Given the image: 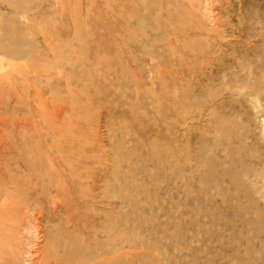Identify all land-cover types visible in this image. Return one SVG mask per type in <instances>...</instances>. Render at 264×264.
<instances>
[{"label": "rangeland", "instance_id": "1", "mask_svg": "<svg viewBox=\"0 0 264 264\" xmlns=\"http://www.w3.org/2000/svg\"><path fill=\"white\" fill-rule=\"evenodd\" d=\"M0 218V264H264V0H0Z\"/></svg>", "mask_w": 264, "mask_h": 264}, {"label": "bare ground", "instance_id": "2", "mask_svg": "<svg viewBox=\"0 0 264 264\" xmlns=\"http://www.w3.org/2000/svg\"><path fill=\"white\" fill-rule=\"evenodd\" d=\"M216 1V0H215ZM220 1V0H219ZM58 204V203H57ZM20 211V210H19ZM25 213V212H24ZM23 214V213H22ZM26 214V213H25ZM13 215V214H12ZM24 215V214H23ZM20 216V215H19ZM26 216V215H25ZM28 216V215H27ZM32 216V215H31ZM12 217V216H11ZM21 218L22 217H24V216H20ZM25 218V217H24ZM24 218H22V219H20L19 221H17L18 222V227L15 229V231L17 230V231H20V230H22L21 229V226L23 227V225H24ZM40 217H38V219H39ZM1 219V218H0ZM4 219V218H3ZM17 219H18V216H17ZM7 220V219H6ZM14 220H16V219H14ZM28 220V219H27ZM8 222V221H7ZM14 222H16V221H14ZM30 222V221H29ZM37 222V221H36ZM39 222V221H38ZM27 223V222H26ZM11 224V223H10ZM32 224V223H31ZM36 224H38V223H36ZM39 224H40V222H39ZM12 225H14V227H15V224H13L12 223ZM26 225V224H25ZM1 226H2V223H1ZM17 226V225H16ZM28 226V225H27ZM30 226V225H29ZM25 228H26V226H24ZM23 227V228H24ZM33 230V232H31L32 233V236H33V233H34V235L37 237V238H35L36 239V244H35V247H32V248H34V249H28L25 253L27 254V259L26 260H24V262L25 263H23L21 260H20V262H22V264H51L52 262H54V261H56L55 260V258H54V256H52L50 253H48V251H46V246H45V244H42L43 243V241H42V237H41V235H40V233H41V231L42 230H40V226L38 225V226H30ZM25 228H24V230H25ZM5 230H7V229H5ZM8 230L10 231V228H8ZM15 231H14V235H16L15 234ZM16 231V232H17ZM23 231V230H22ZM28 232V231H27ZM30 232V231H29ZM6 234V233H5ZM8 234V233H7ZM12 234V236H11V240H12V238H14V235ZM19 234L20 233H18V236H19ZM9 237V236H8ZM25 237V236H24ZM15 238H17V236H15ZM14 238V239H15ZM19 239L21 238L20 236L18 237ZM32 238V237H31ZM34 239V238H33ZM46 239V238H45ZM4 240H6V239H4ZM14 241V240H13ZM13 241H11V242H13ZM21 240H19V245L17 244V243H15V246H17L18 248V251H19V253H20V251H21V249H24V247H22V245H21V242H20ZM3 242V241H2ZM10 242V241H9ZM23 242H24V240H23ZM49 242V241H48ZM10 244V243H9ZM6 245V244H5ZM12 246L14 245V244H11ZM26 245H28V242L26 243ZM8 247H11V246H9L8 245ZM7 247V249H9ZM13 250V249H12ZM11 250V251H12ZM25 250V249H24ZM24 253V254H25ZM53 253V252H52ZM18 254V253H17ZM12 255H14V254H12ZM10 256V255H9ZM20 256V255H19ZM14 257H16V256H14ZM67 259V258H66ZM17 260H19L18 259V257H17ZM16 263L15 264H20L19 263V261H15ZM12 263V262H11Z\"/></svg>", "mask_w": 264, "mask_h": 264}]
</instances>
